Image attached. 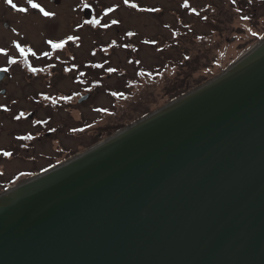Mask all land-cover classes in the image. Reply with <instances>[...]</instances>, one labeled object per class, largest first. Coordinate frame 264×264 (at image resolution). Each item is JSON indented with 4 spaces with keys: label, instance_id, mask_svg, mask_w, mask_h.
I'll return each instance as SVG.
<instances>
[{
    "label": "water",
    "instance_id": "1",
    "mask_svg": "<svg viewBox=\"0 0 264 264\" xmlns=\"http://www.w3.org/2000/svg\"><path fill=\"white\" fill-rule=\"evenodd\" d=\"M0 264H264V36L1 190Z\"/></svg>",
    "mask_w": 264,
    "mask_h": 264
},
{
    "label": "rangeland",
    "instance_id": "2",
    "mask_svg": "<svg viewBox=\"0 0 264 264\" xmlns=\"http://www.w3.org/2000/svg\"><path fill=\"white\" fill-rule=\"evenodd\" d=\"M134 2L136 7L131 0H99L98 23L90 20L79 32L66 26L65 16L32 17L9 6L1 11L0 66L6 70L0 80V148L14 152L5 158L0 152V190L18 174L25 177L31 156L38 159L37 172L87 148L218 74L264 36V0ZM68 33L78 34L80 45L57 50L45 41ZM24 58L45 70L33 72ZM71 60L85 69L83 85L74 82L73 71L64 72ZM38 92L41 103L33 101ZM56 95L70 99L59 96L61 106H50Z\"/></svg>",
    "mask_w": 264,
    "mask_h": 264
},
{
    "label": "flooded vegetation",
    "instance_id": "3",
    "mask_svg": "<svg viewBox=\"0 0 264 264\" xmlns=\"http://www.w3.org/2000/svg\"><path fill=\"white\" fill-rule=\"evenodd\" d=\"M14 2V4L16 5L15 8L12 7L11 5H8V3L6 2V0H0V13L1 11L5 8V6H9L11 10H13L14 12H19V13H25V14H29L32 17L33 16H37V15H42L43 13L40 11L39 8H32L31 5L29 3H27V0H12V3ZM34 3H38L41 5V7L48 12L54 13V15H52V17H67L68 18V22L66 23V26L70 27L71 29H73V31L75 32H79L81 30H83V28H85L87 22H89L90 20H96L99 21V16H97V7H98V2L99 0H33ZM131 2H133L135 5L136 3L134 2V0H131ZM137 6V5H136ZM26 8L27 11L26 12H20L19 9L20 8ZM144 11L149 10L150 8L148 7H144ZM154 9V8H153ZM161 9H159L160 11ZM194 12V11H193ZM194 13H197L196 11ZM4 27H7V23L3 24ZM68 37H73V39H68ZM82 38L78 35V34H72V33H68L66 36L58 38V39H51V38H46L45 41H52L53 43H60L61 41H63V46L60 48H56L57 50L59 49H63L64 47L68 46V45H80ZM48 45H50L52 47V44L48 43ZM49 46V47H50ZM48 50L46 51H41L40 55L42 57L47 56L45 55V53H47ZM50 51V50H49ZM48 51V54H49ZM37 55V53H36ZM24 64L27 66H32L33 68L37 69V70H45L44 67H42L41 65H33L31 64L27 58L23 59ZM1 69V66H0ZM28 70V69H27ZM74 72V76H73V80L74 82L77 81V84L83 85L82 82V76H84L85 74V69L83 68V66L79 65V63H75L73 60L69 61V65L66 66L64 72ZM1 92H3L4 90L1 89ZM42 94L41 92L37 93V97H33V101L34 102H42ZM70 94H73L70 93ZM69 95V94H67ZM59 96H63L64 95H56L53 96V98H51V103L49 105H56V106H61V99ZM83 96V95H82ZM81 96H79L77 98V103L80 104L82 103L84 100L81 101ZM80 98V99H79ZM79 99V100H78ZM57 102V103H55ZM11 103H14L13 101ZM55 103V104H54ZM29 117V114H28ZM44 123V121H43ZM43 123L41 122V125H43ZM37 124H40L39 121H37ZM19 136L24 137V139L28 136V135H22V134H17ZM34 135V134H33ZM49 135V133L47 134ZM16 136V135H14ZM22 137L20 138V140L22 139ZM37 140H39L40 137H35ZM36 140V141H37ZM5 151V148H0V152ZM5 152H9L12 153L14 152L13 149H7V151ZM10 155V156H11ZM9 156V157H10ZM2 158L6 157L5 155L1 156ZM12 157V156H11ZM38 161V159L35 156H31V158H29L28 162H30L31 164V168L29 171H32L33 169V165L36 164V162ZM0 172H3V169L0 167ZM1 182V180H0ZM4 183V182H3Z\"/></svg>",
    "mask_w": 264,
    "mask_h": 264
},
{
    "label": "snow or ice",
    "instance_id": "4",
    "mask_svg": "<svg viewBox=\"0 0 264 264\" xmlns=\"http://www.w3.org/2000/svg\"><path fill=\"white\" fill-rule=\"evenodd\" d=\"M6 2H7L8 4H12V7H13V8L16 7V5L12 3V0H6ZM127 2H128V0H125V3H127ZM233 2H235V0H233ZM27 3H29V4L31 5L32 8H39L40 11L43 13L44 16H52V15H54V13H51V12L45 11V10L41 7L40 4H38V3H34L33 0H27ZM132 7H136V5L133 4ZM109 10L111 11V9H109ZM19 11H20V12H26L27 9L22 7V8L19 9ZM194 11H195V10H194ZM237 11H239V9H237ZM242 18L245 19V20L249 19V17H247V16H244V17H242ZM205 19H206V17H205ZM96 23H98V21H96ZM112 23H116V21H113ZM253 35H255V33H253ZM68 39L71 40V39H73V37H68ZM48 43L52 44V47H54V48H60V47L63 46V43H64V42L61 41L60 43H53L52 41H48ZM20 52H21V54H24V53H25V49H24V48H20ZM45 55H48V53H45ZM13 63H14V61H13ZM5 70H6V69H5ZM31 70H32L33 72L36 71L35 68H33V69H31ZM109 71H113V69H109ZM65 99H70V97H65ZM21 115H23V113H21ZM18 118H19V117H17V119H18ZM3 154H4L5 156H10V155H11V153H9V152H4ZM21 175H24V173H22Z\"/></svg>",
    "mask_w": 264,
    "mask_h": 264
},
{
    "label": "trees",
    "instance_id": "5",
    "mask_svg": "<svg viewBox=\"0 0 264 264\" xmlns=\"http://www.w3.org/2000/svg\"><path fill=\"white\" fill-rule=\"evenodd\" d=\"M121 127V126H120ZM95 141H96V139H95ZM66 156V155H65ZM64 156V157H65ZM33 172L31 171V172H27V173H25L26 175L25 176H29V175H31ZM20 176H22L21 174H18L15 178H13L11 181H10V185L11 184H13V183H15L17 180H19V178H20Z\"/></svg>",
    "mask_w": 264,
    "mask_h": 264
},
{
    "label": "bare ground",
    "instance_id": "6",
    "mask_svg": "<svg viewBox=\"0 0 264 264\" xmlns=\"http://www.w3.org/2000/svg\"><path fill=\"white\" fill-rule=\"evenodd\" d=\"M34 173V172H33ZM27 177L25 176V177H23L22 179H26ZM22 179H20V180H22ZM20 180H17L16 182H18V181H20Z\"/></svg>",
    "mask_w": 264,
    "mask_h": 264
}]
</instances>
